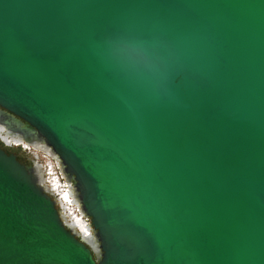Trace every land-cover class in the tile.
I'll list each match as a JSON object with an SVG mask.
<instances>
[{
	"label": "water",
	"instance_id": "95a60500",
	"mask_svg": "<svg viewBox=\"0 0 264 264\" xmlns=\"http://www.w3.org/2000/svg\"><path fill=\"white\" fill-rule=\"evenodd\" d=\"M9 138L0 264H264V0H0Z\"/></svg>",
	"mask_w": 264,
	"mask_h": 264
},
{
	"label": "bare ground",
	"instance_id": "6f19581e",
	"mask_svg": "<svg viewBox=\"0 0 264 264\" xmlns=\"http://www.w3.org/2000/svg\"><path fill=\"white\" fill-rule=\"evenodd\" d=\"M9 139L14 141L15 143H17L16 140H14L12 138H9ZM5 143L9 145L8 141H6ZM17 144H21V143L18 142ZM23 144L27 148H32L28 144H25V143H23ZM66 186H67V190L65 192H63L62 194L59 193L60 197L58 199L59 206H62V208H63L62 213H64L63 215L65 216L66 221L69 224V226L75 232H77L79 234V236H81L80 232L85 234V236H87V235L90 236L91 233H90L89 226L87 224H85L84 221L78 215H76V216L74 215L75 209L78 210L81 215H82V211L80 209L79 204L77 203V201L73 197L72 189H70L67 184H66ZM59 187H61V186H59ZM56 188H57V186H56ZM69 205L74 206L75 208H70ZM85 241L89 243V241H87V240H85ZM89 244L94 248V246L91 243H89Z\"/></svg>",
	"mask_w": 264,
	"mask_h": 264
},
{
	"label": "built area",
	"instance_id": "2783aa9c",
	"mask_svg": "<svg viewBox=\"0 0 264 264\" xmlns=\"http://www.w3.org/2000/svg\"><path fill=\"white\" fill-rule=\"evenodd\" d=\"M36 156H38L40 163L42 161L41 157H44V158H46V160H49L48 164L47 163H45V164L41 163L43 166L44 172H45L46 184L50 187V189L52 190V192L55 195H58V197H60L57 189H59L58 184H59L60 180H62V179H61L58 167L56 165V162L53 159H51L49 156L44 155L42 153L37 152ZM56 186H57V188H56Z\"/></svg>",
	"mask_w": 264,
	"mask_h": 264
},
{
	"label": "flooded vegetation",
	"instance_id": "af4514ba",
	"mask_svg": "<svg viewBox=\"0 0 264 264\" xmlns=\"http://www.w3.org/2000/svg\"><path fill=\"white\" fill-rule=\"evenodd\" d=\"M8 143L10 146L5 147L3 146L2 141H0V146L4 147L5 150L9 151V153L15 154L19 159H21L24 163L30 164V160L34 159V156L36 155V151H34L32 148H27L24 146V144H17L12 140H8ZM14 143V144H13ZM39 153V152H38ZM61 183H63L62 180H60ZM63 188L59 187L57 189L58 192L62 194ZM55 199H58V195H55ZM76 213V212H74Z\"/></svg>",
	"mask_w": 264,
	"mask_h": 264
},
{
	"label": "rangeland",
	"instance_id": "374dc122",
	"mask_svg": "<svg viewBox=\"0 0 264 264\" xmlns=\"http://www.w3.org/2000/svg\"><path fill=\"white\" fill-rule=\"evenodd\" d=\"M41 159H42V161H41V163L42 164H45V163H49V160H46V158H44V157H41Z\"/></svg>",
	"mask_w": 264,
	"mask_h": 264
}]
</instances>
